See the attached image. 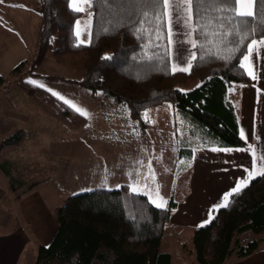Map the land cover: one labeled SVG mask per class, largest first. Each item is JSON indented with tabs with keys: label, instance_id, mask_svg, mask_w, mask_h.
I'll list each match as a JSON object with an SVG mask.
<instances>
[{
	"label": "trees",
	"instance_id": "obj_1",
	"mask_svg": "<svg viewBox=\"0 0 264 264\" xmlns=\"http://www.w3.org/2000/svg\"><path fill=\"white\" fill-rule=\"evenodd\" d=\"M141 7L137 0H92L89 40L80 43L72 27L80 12L73 11L69 0H39L36 11L41 26L28 73L37 75L31 71L51 52L59 62L81 66L83 74L79 79L48 77L74 82L92 95L100 92L112 98L139 123L145 110L168 103L201 143L244 146L235 108L227 96L232 85L249 81L240 66L246 49L238 46L239 51L231 53L233 45L225 46L220 38L209 36L213 43L208 44L203 36L194 34L206 48L193 49L198 59L190 72L174 71L166 38L153 39L151 47L139 38L136 21ZM251 38L259 39L261 33ZM24 63L21 61L11 72L19 73ZM194 79L200 83L188 90L179 89ZM21 87L61 123L78 129L85 124V117L58 97L27 84ZM23 137V131L16 130L0 141V150L19 146ZM174 207L172 200L166 207H157L125 184L72 194L58 209L53 238L47 245H38L34 264H172L170 253L161 252L159 247ZM244 234L250 239L242 243ZM262 235L264 176L258 175L229 198L227 207L218 208L208 223L194 229L193 264H224L232 255L245 257L259 248Z\"/></svg>",
	"mask_w": 264,
	"mask_h": 264
},
{
	"label": "rangeland",
	"instance_id": "obj_2",
	"mask_svg": "<svg viewBox=\"0 0 264 264\" xmlns=\"http://www.w3.org/2000/svg\"><path fill=\"white\" fill-rule=\"evenodd\" d=\"M26 1L30 4L25 7L32 6L36 10L39 0ZM1 10L3 11L2 6H0ZM29 15L30 18L32 17L30 24H27L20 14L14 18L17 20V24H15L12 15L9 19L7 15L0 12V75L3 77V83L0 85V141L16 130H22L24 133L19 146L0 150V228L3 231H9L19 221V213L15 208L17 197L26 193L25 189L35 182L36 185H34L39 186L44 200L55 214L59 207L65 203L66 198L72 194L95 187L112 188L114 184L110 182V178L105 181L104 177L100 178L98 175L94 178L84 175L81 179L75 175L74 169L82 172L93 171L91 167L97 160L95 159L96 155L104 154L106 151L104 150L106 148L103 147L104 142L102 143L101 137L98 136L120 137L124 128L126 129L129 125L128 120L130 123L131 121L137 122L131 119L128 111L120 104L115 103L112 98L100 92L92 95L88 89L74 82L48 77L60 76L65 79H79L83 74L81 66L59 62L51 52L45 54L41 63L31 71L37 75L28 73L36 56L37 38L41 26L39 14H32L29 11ZM22 16L26 17L25 14ZM78 21L81 32L79 37L76 35ZM24 22L27 29H22L23 25L21 24ZM85 26H87V31H85ZM90 26L91 12L88 6L83 12H80L72 25L77 41L85 43L89 40ZM177 31L182 33L184 29L179 28ZM11 38L22 41V45L17 46L18 42L11 41ZM192 38L194 39V36ZM175 39L183 40L186 37L178 35ZM174 47L180 49L181 58L177 59L175 51L169 50L172 70L177 65L186 66L185 61L193 51L186 43L176 44ZM21 61H25L21 71L16 74L12 73V69ZM29 81H36L38 84H43L44 87H39ZM199 83L198 79H194L180 85L179 89L188 90ZM23 84L41 88L51 95L54 91L59 96H63L71 104L89 113L88 116H84L85 124L78 129L61 123L22 89L21 85ZM173 109L171 104L164 103L162 111L152 112L157 116V121L154 120L152 123L153 128L146 127V131L142 132L143 135H149L150 143H152L150 147L154 146L159 134L171 145L176 142L185 143L184 139L188 140V143L201 140L190 134L189 125L187 126ZM172 112L173 115H170ZM155 132L158 134L156 135ZM181 165L177 164L176 169L179 170ZM117 172L119 173L115 175L120 178V171ZM117 181L115 180L116 183ZM19 182L25 184L22 186ZM132 189L140 191V194L145 191L139 184H131L129 190ZM171 233L172 230H167L159 250L171 252L172 264H193L196 262L191 232L183 231L181 237L178 238H175ZM259 246L264 247V240L260 242ZM36 255L37 248L29 245L23 257L26 261L25 264H31V260L34 264Z\"/></svg>",
	"mask_w": 264,
	"mask_h": 264
},
{
	"label": "crops",
	"instance_id": "obj_3",
	"mask_svg": "<svg viewBox=\"0 0 264 264\" xmlns=\"http://www.w3.org/2000/svg\"><path fill=\"white\" fill-rule=\"evenodd\" d=\"M28 4L30 2L26 0H0L3 8L0 12L8 18L12 15L15 24L17 20L14 18L19 14L30 24L32 17L29 11L38 13L32 6L25 7ZM25 22L20 23L22 29H27ZM11 41L17 40L11 38ZM17 42V46L22 45V41ZM251 63L257 78L254 80L248 75L249 81L232 85L227 96L235 108L239 135L243 130L247 137L243 139L240 135L244 146L218 147L200 141L188 143L186 139L183 140L185 143L171 145L159 134L154 146L150 147L152 143L149 135H143L142 132L146 131V127L153 128L152 123L157 121L154 113L162 111L164 104H161L145 110L141 123L131 120L130 123L128 120L130 126L124 128L120 137L98 136L104 142L105 153L96 155L98 161L94 159L95 163L91 167L93 171L74 169L75 175L81 179L84 175L91 178L98 175L104 177L105 181L110 178L114 184L112 188L123 184L131 188V184H139L145 190L142 194L155 206L161 199L166 202L164 207L170 200L174 201L175 207L164 225L162 239L167 230H172L171 234L175 238L181 237L186 230L192 235L195 228L211 220L217 206L224 202L225 194L241 179H248L245 169L251 170L253 166V154L247 150L249 144L256 150V168L264 167V161L259 160L264 155V48L253 53ZM245 70L248 71L247 68ZM174 112L178 115V112ZM214 148L233 151H213ZM177 164H182L179 170L176 169ZM117 171H120V178L115 175L119 173ZM115 180H118L117 183ZM133 192L140 193L136 190ZM15 208L19 213V221L9 231L0 228V264H25L23 257L29 245L35 248L47 245L57 229L56 214L44 200L39 186L22 194L16 200ZM224 264H264V247L259 246L245 257L232 255Z\"/></svg>",
	"mask_w": 264,
	"mask_h": 264
},
{
	"label": "snow or ice",
	"instance_id": "obj_4",
	"mask_svg": "<svg viewBox=\"0 0 264 264\" xmlns=\"http://www.w3.org/2000/svg\"><path fill=\"white\" fill-rule=\"evenodd\" d=\"M141 5L140 19L136 21L139 27L136 29L139 33V38L147 41L146 46L151 47L153 39L159 41L167 39V47L169 50H174L176 58H181L180 49L175 48L176 44L186 43L191 49H199L203 51L206 48L205 43L199 42L198 39H193V35L203 36L208 44L213 43L208 40V37L220 38L222 44L233 45L229 49L231 53L239 51L238 46H243L246 53L242 56L240 66L247 68V74L256 79L254 66L251 63L253 53L264 48V0H137ZM92 0H70V7L73 11L83 12L86 7L90 6ZM163 26V33L161 27ZM80 22H77L76 35L79 37ZM183 28L181 33L177 29ZM215 28L213 31L212 29ZM87 31V26H85ZM257 32L261 33L260 39L251 38ZM90 35V33H89ZM181 35L186 37L183 40L175 39ZM248 41V43H245ZM84 43V41H80ZM211 54V53H210ZM105 59H111L105 57ZM198 59L195 51H191L189 58L185 61L186 66L177 65L174 71L190 72L193 67V61ZM203 59V57H200ZM244 62H248L245 64ZM39 87H44L43 84H38L36 81H29ZM49 91H52L49 89ZM74 108L76 112L82 116H88L89 113L83 109L71 104L65 100L63 96L52 92ZM147 116V114H145ZM243 139H247L243 130L240 133ZM213 151L231 152L228 148H214ZM248 151L253 154V166L251 170L245 169L247 172V180L241 179L236 186L224 196V202L217 207H227L229 197L239 193L243 188L247 187L252 179L257 175L264 176V167L256 168L257 158L255 148L249 144ZM259 160L264 161V155L259 157ZM154 178V177H153ZM135 191V189H133ZM166 202L161 199L157 207L163 208Z\"/></svg>",
	"mask_w": 264,
	"mask_h": 264
},
{
	"label": "built area",
	"instance_id": "obj_5",
	"mask_svg": "<svg viewBox=\"0 0 264 264\" xmlns=\"http://www.w3.org/2000/svg\"><path fill=\"white\" fill-rule=\"evenodd\" d=\"M250 239V236L248 234H244L242 237H241V242L244 243L246 242L247 240Z\"/></svg>",
	"mask_w": 264,
	"mask_h": 264
}]
</instances>
